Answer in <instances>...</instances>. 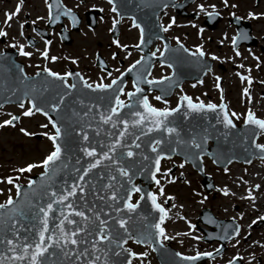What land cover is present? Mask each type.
Wrapping results in <instances>:
<instances>
[{
	"label": "water",
	"instance_id": "95a60500",
	"mask_svg": "<svg viewBox=\"0 0 264 264\" xmlns=\"http://www.w3.org/2000/svg\"><path fill=\"white\" fill-rule=\"evenodd\" d=\"M126 1L113 0L114 7L121 14L127 13L125 11ZM59 10L58 7L53 6V13ZM168 63L172 66V74L164 80L153 84L150 88H156L160 91L167 89L168 92L174 86H177L182 78L186 76L192 78V70L188 66L181 67L175 62ZM20 69H22V66L16 63L13 55L6 56V59L4 57L0 59V105L18 104V101L24 99V93L27 92L28 96L33 98L37 105L45 108L47 111L46 105L57 102L58 95L65 92L68 94L65 96L57 113L49 111L51 119L61 126L63 134L60 139L62 154L60 160L54 165L55 172L50 171L47 179L41 177V173L31 176L32 185H29V183L19 184L20 195L17 196L16 191L13 205L8 206L6 209H0V213H2L0 215V239L5 238L6 257H11L12 255L7 250L8 239L13 240L17 245V252L20 251L23 243H32L30 238L37 239L35 236L36 229L42 225L35 217L40 215L38 208L45 206L51 201L52 198L49 194L53 191L62 193L65 190H69L74 181H79V177L73 169L82 170L91 160L90 157L84 156L81 151L82 147H95L98 153L106 151L107 145L111 143L112 139L123 128V125L119 123L112 127L102 124L99 117L101 114L110 112V106L115 103V98L120 94L121 91L119 89L122 88L124 81L119 82L118 80L117 84L113 85L111 89L93 90L92 88H84V81L80 77H76L72 83L76 87L65 89L62 82L48 77L44 72H39V75L36 74L24 80L25 74ZM140 99L142 98L135 96L130 98L131 103L126 104V107L120 109L119 113L116 114L118 121H129L128 134L121 138L122 142L127 144L129 148L117 146L115 152V156L120 161V166L130 170V175L132 176L131 184L135 178L145 182L141 187L135 185L142 190L141 196L138 199L140 203L132 212L123 208L122 200L127 199L126 190L131 185L128 184L126 178L121 177L119 173L115 172L116 165H111L109 161H102L97 168L91 170L85 181H79L85 188L84 193L77 192L76 195L68 197L66 201V203L75 204L76 210L84 211L85 215L90 217V221L82 222V218L72 214V209L63 208L64 213L76 221L77 225L85 226L86 231L79 233L75 237L78 240H85V243L75 246L76 252L71 257L65 256L61 249L51 246V249H49V252L45 256L50 255L59 264H86L84 257H81L80 261L75 260V255L83 252L86 248L88 249L86 253L87 257L89 259L93 258L91 243L94 240V233L99 230V221H96L92 212L88 211V208L93 207V205L95 206L93 211L99 213L101 219L107 221L110 239H115L117 242L120 239H124L125 241L128 235L140 238L150 233L151 248L155 249L154 252L160 264H193V261H184L177 257L175 255L177 252L170 246H162L160 242L156 243L155 229L152 225L159 220V212L152 208L151 201L147 199V193L151 192L148 189V185L152 182L150 169L153 166L152 160L155 158V154L151 152L150 147L152 140L161 139L162 143L158 151H163L165 156L178 154L183 156L184 160L189 161L201 174L203 178L202 184L207 189L210 186L211 178L203 172V166L200 162L201 152L208 154L215 161L214 163L221 167H226L229 161L232 160H242L244 163H249L253 155L256 157L264 156V152L257 149L255 143H253V141L255 142L257 133L242 130L238 134L236 129L235 132L232 127L226 128L223 124V114L219 108L214 111L202 109L199 112H195L188 109L186 102L181 101V107L165 121L167 127H174L177 130L176 133H166L163 131V128H154L151 133H148L147 127L151 126V118L142 121L140 125L131 124L132 120L140 119L138 116H133V112H144L139 102ZM89 108L92 110L89 111ZM84 113H87V115H84ZM144 115L147 116L146 113ZM88 125H91V127H87ZM81 129L87 131L89 136L87 141H84L81 135H77V132ZM142 131L146 135H141ZM136 136L140 137L137 141L140 144V148L138 149L132 146V140ZM193 138L200 144V148L195 149L194 155L192 154L194 152L193 147L189 143ZM205 138L206 141L207 139H211L213 142V145H210L208 150H206ZM180 141H183V143H180ZM172 148H175L176 151L171 152ZM129 149L133 150L137 155H134L132 158L123 155ZM145 155L149 156L150 159L144 160L143 157ZM78 160L79 163H77ZM65 164L67 167H64ZM141 167H144L143 173L139 171ZM110 174L115 176L116 183L108 180ZM104 184H111L112 188L119 190L118 200H107V196L111 195L112 188L104 189ZM81 196H83V199H81ZM101 196H104L105 199H100ZM109 204L112 205V208L108 207ZM117 206L121 208L120 213H116L113 210ZM13 207L17 208L22 215L12 212L10 209ZM61 209L62 205H54V211L49 214V231L46 235L52 234L53 226L59 224L60 220L64 218L59 215ZM208 212V209H204L200 215L205 223H208ZM117 217L125 220V225L129 230L127 234L115 223V219L113 218ZM11 219H15L17 223L13 225ZM224 223L228 224V221H224ZM75 226L68 225L66 222L64 224L66 230H74ZM235 227H233V230L228 235H232ZM228 229L229 227L224 230V234L228 233ZM86 233L92 234L86 235ZM204 239H207V237ZM221 243L223 245L224 240H221ZM4 245L0 243L1 248ZM68 247L71 249L73 246L69 245ZM95 255L99 257L95 261V264H104V262L109 264L116 261L117 258L119 259V264H125L128 261L127 252L124 251V247L120 248L118 244H110L107 241L99 244ZM6 264H9L7 259ZM12 264H24V261L17 260L12 262Z\"/></svg>",
	"mask_w": 264,
	"mask_h": 264
},
{
	"label": "flooded vegetation",
	"instance_id": "af4514ba",
	"mask_svg": "<svg viewBox=\"0 0 264 264\" xmlns=\"http://www.w3.org/2000/svg\"><path fill=\"white\" fill-rule=\"evenodd\" d=\"M16 1L21 5V14L25 12L30 14V16L29 14H25L26 22L23 23V25H20L25 31L23 42L19 46H15L14 44L16 42L14 44H8L6 42V40H8L6 35L2 36L0 37V43L2 44L1 50L15 48L17 50V58L23 63L27 74H33L36 70L44 69L45 67L63 74L68 72V68L72 65L71 60L64 61L60 59L61 63L66 64L64 70H61L62 68L58 69L55 66L57 61H48V58H41L43 59L41 61L39 58L38 64L32 67L34 70H31L29 63L32 60V56H21L19 54V48L21 45L23 46L24 51L28 49L32 54H35V52L40 51L41 47L43 48L46 45V41L48 42L46 45L48 53L50 48L54 47L51 43L52 38L55 39L54 35L57 34V39L59 42L60 40L57 31L55 32L54 29H47L46 21H43V24L36 22V14L32 15V12L29 11L38 10L39 3L42 4L41 7L48 6L47 0ZM62 1L67 6H69L68 2H71L76 8L80 6L90 7L89 9L101 8L104 3L103 0ZM173 2L175 7H171L170 4L163 8L158 14V21L161 26L167 27V31L164 32L168 35L171 43L179 41L193 53L195 52L196 47L200 46L205 55L203 57L198 54L192 55L193 64L197 66V70L200 66V61L203 62V64H205V61H208L207 66H209L201 80L198 81L194 79L191 81H185L181 84L175 92L176 101L181 95L185 94L195 102H204L207 104L211 102L213 104H218L221 102L222 97L228 112L230 114H237V112L231 109L228 104L226 89L227 85L236 86V84L243 86L257 85L260 88L259 95L264 99V16L257 15L255 19L248 16L249 12H253L254 14L264 13V0H226V2L225 0H174ZM233 5H235V7H233ZM198 6H203V10ZM81 9L82 8H80V10ZM80 10L76 11L80 12ZM146 11L150 13V7H146ZM126 21V28L122 30L120 24L119 31V38L126 41L125 43H121V46L126 48V50L122 51L119 48H115L111 58H108L105 55L108 59L106 60L111 65V71L109 74L95 67L98 74L91 80V76L87 74V71L84 70V68L72 65L75 69L80 71L89 83L97 84L108 82L113 76L121 73L125 67L131 65L142 56V53L138 52L134 47L140 36V29L133 26L132 17H129ZM169 21H174L171 27H168ZM38 29H44L46 31L42 32ZM36 30L41 37L37 35ZM233 37L237 38L235 45L232 43ZM188 40L189 43H186ZM98 46H101L100 42H97V47ZM158 48L159 46H156V49ZM233 48H235L236 51H239V56L235 55ZM100 50L104 54L102 47H100ZM44 51L45 48L42 52ZM119 54L122 55L121 58H119ZM212 56L217 57V59L213 60L211 58ZM254 57L256 59H254ZM92 60L94 65V56L92 57ZM40 63H42V65H40ZM51 63H54L56 69H53L52 66H50ZM158 66L161 65L158 63L153 64L151 71L152 77H155L154 73L158 69ZM236 73H240L241 76L250 78L251 84L248 83L247 79L241 80L240 76H237ZM216 77L220 78L219 82H217ZM217 83L220 85L219 88L216 86ZM205 84H208L212 95L206 94L202 89L200 90V87ZM193 87L195 90H193ZM245 88L249 91L251 89L250 87L241 88V98L245 95L243 92V89ZM151 94L153 93H147L148 96ZM155 97L157 96L155 95ZM205 98L206 100H204ZM247 112H249V110L243 111L241 115L244 113L246 114ZM251 112L256 118L264 119V109H260L258 112L251 110ZM241 115L238 116L237 114L236 116H233V119L237 123L242 122L244 116L241 117ZM258 141L264 145V132H259ZM254 180L255 183L252 185L251 189L255 192L258 191V199H255L257 207L255 211H257L259 217H264V179ZM238 182L237 188L241 191L245 187L246 179H239ZM257 185L259 187H257ZM153 187L156 188L158 185L154 184ZM247 189L249 188L247 187ZM157 191L159 192L160 190L157 189ZM244 192L247 193L248 190H245ZM255 221L254 224L250 223L244 226L245 230H247L246 233L243 232L244 229H242L241 223L238 221L239 232L226 243L223 250L216 257L207 260V263L228 264L229 260H232L233 257H237L236 261L238 264H264V220L256 219ZM252 231H255L256 233L253 234ZM175 240L176 239L171 236L170 243H173V246H175ZM129 244L130 242L127 243V246ZM205 244L209 245L204 250L195 251L190 254L196 255L197 252L212 253L219 245L213 240L207 241ZM251 245L257 248L256 252L252 250ZM230 246L237 249L233 250L234 252L232 254V249H229ZM247 246L249 247L247 248ZM238 251L242 253H239ZM259 251L260 253H258ZM227 253H230L228 257ZM132 264H158V262L154 256L147 255L133 257Z\"/></svg>",
	"mask_w": 264,
	"mask_h": 264
},
{
	"label": "rangeland",
	"instance_id": "374dc122",
	"mask_svg": "<svg viewBox=\"0 0 264 264\" xmlns=\"http://www.w3.org/2000/svg\"><path fill=\"white\" fill-rule=\"evenodd\" d=\"M16 5L17 1L15 0H0V29L6 32V37L8 38L6 42L8 44H14L16 42L14 45L19 46L22 44L25 35L24 28L20 25L24 23L25 14L27 15L29 13L25 12L18 19L17 15H15L8 24L4 22L5 12L10 13L14 11ZM68 5L74 7L71 2H68ZM29 11L32 12V15L36 14V22L43 24V21H45L43 18L46 17L44 10L38 9L35 10L36 12L33 10ZM17 21L20 24L19 29H17ZM110 24L109 18L105 17L99 21L95 29H89L84 26L81 31L71 35L72 42L70 44L59 42L57 36L54 35L55 39L52 38L51 40L54 47L50 48V51L47 53L48 61H57L55 65L56 68H62L61 70H64L66 64L61 63L60 59L64 61L71 60L72 65L84 68L87 74L91 75L90 79H94L98 73L93 65L92 57L97 47V42H100V47H102L106 55H109V53L115 49L110 41V34L108 31ZM124 41L120 40V43H125ZM186 43H189V40L186 41ZM1 48L2 44L0 43V49ZM44 48H47V46L41 47L40 51L35 52V54H32L28 49L25 50L31 53L32 56V60L29 63L31 70H34L32 67L38 64L39 56ZM41 57L46 59L44 56ZM52 57H56V59L52 60ZM42 60L43 59H41V61ZM73 61H75V63H73ZM40 65H42V63H40ZM50 65L54 66V63ZM164 72H166L164 68H160L158 71L160 74ZM244 87H250L251 89L250 91L248 90L247 95L241 98L240 89ZM201 89L206 94L212 95L208 84L200 87V90ZM226 89L228 104L231 109L237 112L238 116L245 110L258 112L260 109H264V99L259 95L260 88L257 85H227ZM193 90H195L194 87ZM204 100H206V98ZM27 107L28 104L25 102V108ZM22 111L23 110L18 107V105H5L0 108V121L8 119V114H18L20 117V119L12 123V125L0 126V204L4 203L7 198L10 196L12 197L15 193V182L13 181L12 184H8L5 178L20 173L21 176L19 181L26 180L30 174L38 172L41 166L34 167L30 171L23 173L15 171V169L25 167L27 164L39 165L40 161L52 150L51 142L45 135H42L39 129L41 127L37 125V123L40 122L41 125H47L48 127L47 119L36 113H33L32 116L24 117L20 115ZM21 128L29 133L35 131L39 132L42 137L37 141L36 138L31 135H24L21 133ZM48 131L50 132L49 129ZM172 162L179 163L175 176H171L168 173ZM182 163L183 162L177 159L166 160L162 163L161 169L157 175V179H160V185L163 188V193L161 194V191H159L157 194L159 201L164 203L167 197H171L169 204L166 206L168 211L163 227L167 235H171L176 239L175 241L177 244H175V247L184 253L202 251L208 247L209 244L206 245L205 242H202L200 239L192 238L193 236L200 237L201 235V232L196 229L194 221L198 215V211L202 207H209L212 212L220 218H236L241 223L242 229H244L243 232L246 233L247 230H245L244 226L252 223L259 217L257 211H255L257 209L255 199L257 198L258 191H253L251 187L255 183L254 179H264V160H253L248 165L241 163L232 164L227 168V171H225V169L216 167L210 159L204 158L205 172L214 179L216 185L221 189L220 192L213 190L207 194L198 184V179L201 178L197 172L186 163H183V167H181L180 165ZM179 175H182V178H180ZM239 179H246L245 187L241 190L242 192L237 188ZM247 187L249 189H247ZM157 189L160 190V186L156 187L155 191ZM245 190H248V192L245 193ZM224 191H227L228 194L225 195ZM249 193H251V199L248 198ZM189 224L192 225L191 230L189 229ZM255 233L254 231L253 234ZM248 247L249 246H247V248ZM129 248L137 253L152 255L147 247L130 244ZM251 248L254 252L257 251V248L253 245H251ZM229 249H232L231 254L234 252L233 250H237L233 246H230ZM258 253H260V251ZM229 254L230 253H227V257Z\"/></svg>",
	"mask_w": 264,
	"mask_h": 264
},
{
	"label": "snow or ice",
	"instance_id": "6c2138e0",
	"mask_svg": "<svg viewBox=\"0 0 264 264\" xmlns=\"http://www.w3.org/2000/svg\"><path fill=\"white\" fill-rule=\"evenodd\" d=\"M109 4L113 3V0H108ZM226 2V0H225ZM167 5H165L166 7ZM20 3H17V5L15 6L14 11L12 12H5V24H8L9 21L11 20L12 17H14L15 15H17V13L20 11ZM203 10V6H198ZM233 7H235V5H233ZM113 11H115V7H113L112 9ZM66 14L72 18L73 20L75 19L72 16L71 11H67ZM264 16V13H259V14H254L253 12H249L248 16L250 18L255 19L256 16ZM51 23H55V20H50ZM114 26H115V21L113 22ZM174 23V21H169L168 27H171L172 24ZM133 26L139 28L140 25L137 24L135 21H133ZM111 31V29H110ZM143 30H141L142 32ZM161 31H167V27L161 26ZM6 32L2 29H0V37L5 36ZM159 39V37H157ZM236 37H233L232 39V43L233 45L236 44ZM47 45V41L45 42ZM114 44L118 45V42L116 40H113ZM177 43H179V41H177ZM119 46V45H118ZM165 47H167V45H165ZM183 47V46H181ZM185 52H188V49H184ZM233 51L235 52L236 56H239L240 53L239 51H236L235 48H233ZM19 54L21 56H30L31 53L24 51L23 46L21 45L19 48ZM163 52L161 53V56H163ZM199 55L201 57H203L205 55V53L203 52V50L201 49L200 46L196 47V50L194 53H192V55ZM115 55V54H114ZM153 55H155L153 53ZM41 56H44L45 58H47V48H45L44 52H41ZM213 60L217 59V57L212 56L211 57ZM52 60H55L56 57H52ZM254 59H256L254 57ZM73 63H75V61H73ZM136 64H140L141 61H136ZM242 66V65H241ZM133 66L130 65L129 66V70H131ZM210 70V69H209ZM21 72H23V69H20ZM43 72L47 74L48 77L53 78L56 81H60L63 83V86L65 89H73L76 87L75 84H67L64 83L65 78L73 75L72 73L69 72H65L63 75H60L56 72L51 71L49 68L45 67L43 69ZM37 75H39V73H37ZM75 75H79L78 73ZM121 75H123V73H121ZM237 76H240L241 80H248V83L251 84V79L250 78H246L244 76H241L240 73H236ZM28 77L25 76L24 80H27ZM81 80H83V78H80ZM119 80V77L113 79L111 81V83L109 84H104V83H97L95 86L88 84L87 82H85L83 84L84 88H92L93 90H104V89H111L113 88V85L117 84V81ZM217 82H219L220 78L216 77ZM23 82V81H21ZM149 85L153 84L152 80H147L146 81ZM217 88L220 87L219 83H217ZM132 87L135 89V92H129L127 93L129 98H132L136 95V93L141 92V88L138 86L137 82L134 81ZM15 91V90H13ZM119 91H123V88H120ZM243 92L245 95L248 94V89L245 88L243 89ZM68 93L65 92L64 94H60L58 95V99L57 102H52L46 105L47 107V111L45 110V108L40 107L39 105H37L34 101L33 98H30L28 96V93L25 92L24 93V99H20L18 101V107H20L23 111L21 112V116L24 117H29L32 116L33 113H40L44 116H48L49 115V111L52 113H57L58 109H60L61 107V103L64 101L65 96ZM157 100H161L160 96L155 97ZM25 99H27V104L28 107L25 108ZM250 100V97H249ZM181 101L186 102L188 109L195 111V112H199L202 109H207V110H216L217 108L220 109V112L223 114V124L224 126L227 127H235V125H233L232 120L229 118V114L226 111V106L223 103V98L221 97V103L219 105L213 104L211 102H209L207 105H205L203 102H197V103H193L192 99L190 97H188L187 95H181L179 97V100L177 102V106L176 108H163V109H157L155 107H152L147 100V97H143L142 99H140V105L141 107L144 109V113L147 114L144 115L140 112H133L132 115L133 116H138L140 117V119L138 120H132L131 124L133 125H140L142 123V121L147 120L149 118H151L150 123L151 126L147 127V132L151 133L154 128L155 129H161L163 128V131L166 133H176V129L174 127H167L165 125V121L166 119L174 112L177 111L178 108L181 107ZM165 103H167V101H164ZM131 103V100H130ZM2 106V105H0ZM126 105L125 103L119 99V96L117 95L115 98V103L112 104L110 106V112H107L106 114H101L99 119L102 122V124H107L110 127L114 126L115 124L119 123L123 125V128L120 129L119 134L116 135L111 143L109 145H107V150L106 151H101L100 153L97 152V149L95 147H82L81 151L83 152L85 157H90L91 160L90 162L87 163V166L83 167V169H73V171L76 173V175L79 177V181H85L87 175L91 172L92 169L97 168L98 165L101 164L102 161H109V163L111 165H116L115 168V172L119 173V175L121 177H124L127 179V182L129 185H131L129 188H127L126 193H127V199H123L122 200V205L123 208L128 210L129 212H132L136 209L137 205L140 203L139 200H137L135 203H130V199L132 196L133 192H141V188H139L138 186L132 185L131 181H132V176L130 175V170L120 166V161L117 159V157L115 156V152L117 149V146L121 147V148H129V146L127 144H124L122 142V137L126 136L128 134L127 130L129 128V121L127 120H117L116 118V114L119 113L120 109L125 108ZM92 109L89 108V111H91ZM9 118L5 119L3 121H0V126H8V125H12V123L14 121H17L20 119L19 116H15L12 114H8ZM84 115H87V113H84ZM232 116H236V113H232ZM48 123L51 125L52 129L54 130L51 134L49 133H42V135H45L46 138L51 142L52 144V150L43 158L42 161H40V164H27L25 167H21L18 169H15V171L18 172H26V171H30L32 168L34 167H38V166H43L44 171L41 173V177L47 179L48 178V174L49 172H55V168L54 165L57 161L60 160L61 154H62V146L60 143V139L62 137V128L61 126L58 125V123L52 119H49ZM244 124L245 125H254L256 126L261 132H264V119H258L254 116V114L249 111L245 114L244 116ZM41 127H47V125H41ZM87 127H91V125H88ZM21 133H23L24 135H32V133L27 132L25 129L21 128L20 129ZM77 135H81L84 141H87L89 139L88 133L87 131H84L83 129H81L80 131L77 132ZM141 135H146L145 132H141ZM139 136H136L133 140H132V146H134L135 148H140V144L137 143V141L139 140ZM206 141V138H205ZM162 141L161 139H154L151 141V152L155 154V158L154 160H152V168L150 169V174H151V178L152 181L160 186V191L161 194L163 193V188L160 185V181L157 179V172L160 171V162L162 158H169L167 156H165V153L163 151H158V149L160 148ZM180 143H183V141H180ZM189 143L192 145L193 148L195 149H199L200 148V144L198 142H196L195 138H193L191 141H189ZM253 143H255L253 141ZM255 147L257 149H260L261 152H264V145L261 144H255ZM176 149L172 148L171 152H175ZM201 155H203V152L200 153ZM123 155H126L129 158L134 157V155H137V153H135L133 150H127L126 152L123 153ZM144 160H149L150 157L145 155L143 157ZM215 162V161H214ZM77 163H79V160L77 161ZM229 163H231V161H229ZM181 167H183V163L180 165ZM64 167H67V165L65 164ZM146 167V166H145ZM202 170V169H201ZM139 171L141 173L144 172V167H141L139 169ZM225 171H227V168H225ZM167 172V170H166ZM6 182L8 184H12L13 183V178L12 177H6L5 178ZM108 180L112 181L113 183H116L117 181L115 180V176L113 175H109L108 176ZM79 181H74L73 185L70 187L69 190H65L62 193H57L55 191L51 192L49 195L52 198L50 202H48L45 206H40L38 208V212H39V216H36L35 218L38 219L39 223L42 225L41 227L36 229L35 232V236L37 237V239H35L31 244L28 242H25L22 244V247L20 248V251L17 252L16 248L17 245L13 242V240L8 239L7 240V245H8V252H11L12 255L11 257H4V259H7L9 261V264H12V262L14 261H25L26 257H30V259H28L27 264H43V261L40 259L41 257L45 256L46 253L49 252V248L51 246H55L58 249H61V251L63 252V254L67 257H71L73 255L74 252H76V247L77 245L80 244H84L85 240L83 239H76L75 237L81 233V232H85L86 231V227L85 226H80L76 224V221H74L73 219L69 218L68 215H66L63 211V208H70L72 209V214L82 218V222H88L90 221V217L85 215L84 211L81 210H76L75 204L72 203H66L68 197H72L74 195L77 194V192L79 193H84L85 188L82 184L79 183ZM29 185L33 184V181L29 180L28 181ZM17 196L20 195V189L19 186L17 185ZM257 187H259L257 185ZM104 189H109L112 188L111 184H104L103 185ZM119 190L112 188V192L111 195L107 196V200L110 201H116L119 199V195H118ZM224 194L227 195V191H224ZM248 198L251 199V193H249ZM81 199H83V196H81ZM100 199H105L104 196H101ZM147 199L149 201H151V205L152 208L157 210L159 212V220L152 225V227L155 229V237H156V243H159L160 239L163 238L164 240H168L171 239V237L165 235V230L162 227V224L164 222V220L167 217V211L164 207H162L159 203H157V199L156 196L152 193V192H148L147 193ZM168 199H171V197H169ZM13 205V199L10 196L4 203L0 204V209H6L8 206ZM54 205H62V209L59 213L60 216H63L64 218L60 220L59 224H56L53 226V230H52V234L46 235V233H48L49 231V214L51 212L54 211ZM35 207V205H34ZM95 206L93 205V207L88 208L89 212H92L94 218L96 221H99V230L96 231L94 233V240L91 243V250L93 253V258L89 259L86 255V253L88 252V249H84L83 252H80L78 254L75 255V260L80 261L81 257H84L86 264H95V261L99 259L98 256H96L95 254L97 253L99 244L104 243L105 241H107L108 243H117L118 247L123 248V244H124V239H120L118 242L115 239H110V235L109 232L107 230V221L104 219H101L100 214L96 213L93 211V208ZM109 208H112V205L109 204L108 205ZM12 212L16 213L17 215H22V213L19 212V210L15 207L10 209ZM116 213H120L121 212V208L120 207H115L113 209ZM0 215H2V213H0ZM107 215V213H106ZM111 218V217H110ZM115 219V223L118 224L120 226L121 229L124 230V232L127 234L129 232V230L127 229L126 225H125V220L121 219V218H113ZM257 219L260 220H264V217H257ZM65 222L68 225H76L75 229H68L66 230L64 227ZM256 221L254 220L252 223L254 224ZM11 223L13 225H15L17 223V221L15 219H11ZM192 225L189 224V229L191 230ZM29 231H31V229H29ZM239 232V226L237 225L235 227V230L233 231L232 235H225V236H221L220 239H228L231 240L232 237L234 235H236ZM58 233V235H57ZM92 233H86V235H91ZM55 237V239H54ZM128 239H133V241L135 243H146L149 247H152V242H151V234L149 233L147 236H142L140 238H136L133 237L131 235L127 236ZM193 239H200V237H196L193 236ZM0 243H4V240L0 239ZM255 243V242H254ZM69 245H72L73 247L71 249H69ZM102 250V249H101ZM155 250V249H153ZM124 251H127V257H128V261L127 264H132V258L136 257V256H145L146 253H134L131 250H127L124 249ZM217 252H219V249H216ZM105 255H107V253H105ZM177 257H179L181 260L184 261H195L196 259H198L201 256H207V257H211L212 253L211 252H197L195 256H183L181 253L177 252L175 254ZM4 254L0 253V257H3ZM4 259H0V264H4ZM236 260V257H233L232 260L228 261V264H233V261ZM104 264H106V262H104Z\"/></svg>",
	"mask_w": 264,
	"mask_h": 264
}]
</instances>
